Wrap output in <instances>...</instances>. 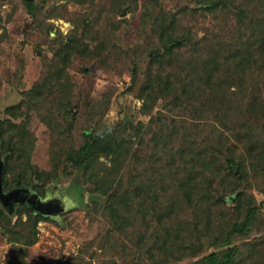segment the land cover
Returning <instances> with one entry per match:
<instances>
[{
    "label": "trees",
    "instance_id": "1",
    "mask_svg": "<svg viewBox=\"0 0 264 264\" xmlns=\"http://www.w3.org/2000/svg\"><path fill=\"white\" fill-rule=\"evenodd\" d=\"M158 3L153 0L155 8L160 6L155 17L160 44L146 43L144 52L155 61L144 68L139 63H144L145 56L132 55L133 76L124 90L141 100L140 111L149 119L135 121L124 116L106 121L117 87L112 88L97 105L92 104L88 115L92 127L83 132L82 143L57 150L65 155L55 178L80 174L93 193L105 196L104 202L94 200L91 206L106 216L111 224L107 231L110 246L123 254L120 260L114 252L105 260L107 264H151L143 260L144 253L157 260L154 264H166L170 259H174L171 264H183L182 260L195 256L184 264H264V259L259 260L264 254V213L251 191L252 181L264 173V28L254 30V35L243 34L240 28L235 35H227L222 23L223 34L218 27L206 28L202 37L177 32L178 14ZM194 3H206L202 8L212 12L221 6L228 14L235 5L237 20L251 17L254 21V16L264 26V0ZM28 7L31 12L37 8L33 1ZM78 42L73 35L59 44L56 54L61 62ZM62 47L67 48L66 55L59 52ZM156 62L160 67L154 70ZM176 65L177 72L170 67ZM53 68L49 76L45 70L29 89V100L42 105L54 85L55 100L40 118L68 139L66 132L78 120V110H73L77 104L61 82L62 76H56L60 69ZM140 71L145 76H139ZM160 99L165 104L156 110ZM16 109L17 105L9 106L11 113ZM220 113L225 119L218 125L214 120ZM5 122L9 120L0 118V126ZM33 134L25 129L4 141V175L22 160L20 155L32 143ZM260 179L263 184L264 177ZM45 182L48 179L42 173L28 172L25 167L14 178L15 187L31 184L38 192ZM15 187H4V191ZM233 192L236 197L229 204ZM17 204L21 207L17 212H27L28 219L13 224V213L0 201V226L12 241L35 243L37 223L44 217L26 202ZM128 241L139 247L138 256L130 252L132 260L124 255L131 248ZM27 254V250L21 251L7 264H28Z\"/></svg>",
    "mask_w": 264,
    "mask_h": 264
},
{
    "label": "rangeland",
    "instance_id": "2",
    "mask_svg": "<svg viewBox=\"0 0 264 264\" xmlns=\"http://www.w3.org/2000/svg\"><path fill=\"white\" fill-rule=\"evenodd\" d=\"M29 1L35 3L36 11L29 10ZM159 2L166 11L178 14L177 24L180 27L177 32L197 33V36L202 37L206 28L218 27L223 34L219 27L222 23L227 29V35H235L237 28H240L241 33L251 35H254V30L264 28L254 16V21L251 17L237 20L235 5L230 6L228 14L221 6L217 12H212L202 8L206 3L195 4L194 0ZM159 7L156 5L155 8L153 0H0V118L9 120L0 126L2 183L6 189L18 186L14 178L24 167L28 172L38 170L48 179V182L40 186V193L33 185L26 186L29 189L24 199L26 201H21L34 207L44 217L37 223L38 240L32 244H26L23 240L12 241L0 226V264H7L14 255L24 250L28 253V264H63L67 260L72 264H107L105 260L114 252H118L117 256L122 260V251L110 246L112 238L107 231L111 224L105 215L94 212L91 206L94 200L104 202L105 196L93 193L89 184L82 182L80 174L72 177L62 174L56 179V168H61L58 165L63 164L65 155L58 151L82 143L83 132L92 127V119L88 117L92 104L97 105L112 88L117 87L105 116L106 121L115 122L124 116L135 121L149 119V115L140 111L141 100L124 90L133 76L132 55L133 58L140 53L145 56L144 63H139L144 68L149 62L155 61L149 53L145 54V44H160L157 34L159 25L155 26ZM217 22L221 23L217 26ZM73 35L79 38L77 48L70 50L69 58L61 62L56 50L62 41L70 40ZM58 50L66 55V47ZM54 66L60 69L56 76H62L61 82H64L73 104H77L73 110L75 113L78 110V120H74L72 129L66 132L68 139L59 136L57 127H52L40 118L55 100V86L51 85L50 98L45 99L42 105L41 102L34 105L29 100V89L45 70V76L49 71H55ZM159 67L158 62L152 65L154 70ZM170 67L177 72V65ZM170 67L166 70H171ZM139 76H145L144 72L140 71ZM163 104L165 102L160 99L155 109H163ZM13 105H17L15 113L9 111V106ZM223 116L224 113H220L214 123L221 124L225 119ZM25 129L34 133L33 141L24 146L20 155L22 160L13 164L4 175V141L10 139L13 133ZM212 152L215 153V148ZM107 163L110 164L109 161ZM262 176L252 181L251 191L264 213ZM235 197L236 192L229 195V204L233 203ZM19 208L15 204L13 210H8L13 213V224L28 219L27 212H17ZM140 214L142 217L143 213ZM147 217L151 219L148 213ZM129 243L131 248L124 255L132 260L133 254L130 252L138 256L139 247L132 241ZM16 245L20 246V250H15ZM197 257H187L181 263ZM261 259H264V254L259 257ZM143 260L151 264L157 261L147 253H144ZM172 260L166 264H171Z\"/></svg>",
    "mask_w": 264,
    "mask_h": 264
},
{
    "label": "water",
    "instance_id": "3",
    "mask_svg": "<svg viewBox=\"0 0 264 264\" xmlns=\"http://www.w3.org/2000/svg\"><path fill=\"white\" fill-rule=\"evenodd\" d=\"M1 172H2V163H0V201L9 210H13L15 204L21 201H26L24 199L26 198V194L29 189L15 187L9 191H4V187L1 179ZM37 210L40 211L39 208Z\"/></svg>",
    "mask_w": 264,
    "mask_h": 264
},
{
    "label": "flooded vegetation",
    "instance_id": "4",
    "mask_svg": "<svg viewBox=\"0 0 264 264\" xmlns=\"http://www.w3.org/2000/svg\"><path fill=\"white\" fill-rule=\"evenodd\" d=\"M43 206V205H42ZM45 208H48V207H45ZM50 208V207H49ZM41 210H43V209H41Z\"/></svg>",
    "mask_w": 264,
    "mask_h": 264
}]
</instances>
